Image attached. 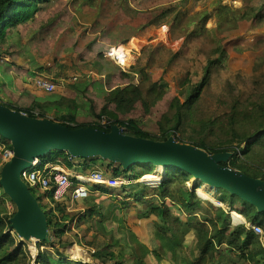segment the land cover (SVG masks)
<instances>
[{
	"label": "rangeland",
	"instance_id": "obj_1",
	"mask_svg": "<svg viewBox=\"0 0 264 264\" xmlns=\"http://www.w3.org/2000/svg\"><path fill=\"white\" fill-rule=\"evenodd\" d=\"M179 1L47 0L37 4L36 8L39 10L36 9L29 20L17 28L7 29L5 39L0 43V51L3 52L0 56V74L5 77L10 72L30 74L32 70L46 68L51 74L39 75L59 76L67 80L80 75L74 84L77 91L75 89L72 92L80 110L79 118L76 119L74 116L75 125L106 124L105 118H94L93 121L89 119L91 111L99 113L106 106L119 121L132 120L140 130L156 137L160 135L162 128L174 125L175 109L171 108L172 102L175 99L180 103L184 102L183 92L187 87L190 90V85L201 80L203 67L208 60L217 57L215 50L220 47L225 50L223 65L215 68L209 75L199 99L189 114L181 120L179 129L174 134L175 138L172 136L178 143L193 145L196 139H202V133L208 131L207 122L222 121L234 103L242 104L246 101L253 104L264 97V9H260L262 12L260 11L256 18L219 25L218 15L214 14L213 9L220 5L244 12V8L253 2L187 0L184 10L188 13L182 27L186 23L189 25L184 27V31H180V28L174 30L170 29V26H162L148 27L134 33L143 21L133 16L132 12L129 13L128 7L133 11L143 12L154 7H167ZM204 10L211 12L205 24L200 13ZM132 38L134 40L130 41V44L134 48L131 52L133 57L128 58L135 59L134 63L130 60V63L120 67L104 56L109 47L121 45L119 49L123 48ZM124 48L123 50L128 53L129 48ZM83 78L94 82H91L93 86L88 87L84 98L81 93L83 86L77 85ZM7 79L5 84H10ZM28 84L31 92H34L28 96L31 100L36 97L42 100L57 96L55 91L47 94L33 88L30 82ZM130 86L138 87L146 103L141 98L126 114L118 113L114 104H105L110 91ZM12 90L9 89L8 94L2 95L1 101L26 108L27 105L22 98L20 99L21 96ZM207 138L208 140L204 139L206 145L217 148L215 146L217 143L212 141L216 137L211 135ZM0 143L4 147H10L2 138ZM255 152L259 155V162L263 163L259 167L264 171V148L258 147ZM148 172L156 175L164 170L153 167ZM153 175L149 178L144 176L139 182H155L156 178H153ZM157 181L159 182L158 177ZM131 187L108 189L109 194L106 197H89L79 201L81 204L70 202L68 199L67 203L63 204L71 206L73 203L69 210H65L64 205L60 204V208L65 211L63 214L68 217L67 231L57 239L52 235V230H48L43 241L46 243H40L39 249L38 241H26L14 230H6L9 238L25 246L24 257L18 264H35L38 250L51 253L54 263H58L59 259L56 250L67 262L100 264L104 259L105 264H115L119 257L123 256V259H126L129 253L126 246L132 241L131 233L141 230L144 236L154 231L153 223L149 220L144 221L141 216L147 212V207L150 206L148 202L157 205L152 199L135 201L130 198ZM201 189L206 188L201 187L198 190ZM29 190L46 211L49 210L53 216L61 217L59 212L55 211L54 205L46 204L43 193L37 196L38 193L34 189ZM1 192L0 188V194ZM201 192L207 195L208 199L199 195L201 198L220 205L209 194L203 190ZM163 202L173 215L187 214L184 209L180 211L174 206L171 207L172 204L168 200ZM203 207L201 205L196 209L201 211ZM15 211V206L10 204L8 199L0 204L2 216L12 218ZM262 237L264 238V235ZM50 241L54 243V248L49 247ZM114 250L116 253L119 251L122 256L112 254Z\"/></svg>",
	"mask_w": 264,
	"mask_h": 264
},
{
	"label": "trees",
	"instance_id": "obj_2",
	"mask_svg": "<svg viewBox=\"0 0 264 264\" xmlns=\"http://www.w3.org/2000/svg\"><path fill=\"white\" fill-rule=\"evenodd\" d=\"M46 1L47 0H0V43L4 41V36L8 28H17L25 23L29 20L32 13L38 9L36 5ZM186 1L187 0H180L179 3L174 2V4L172 3L167 7H154L143 12H136L128 7L127 11L129 13L132 12L133 16L141 18L143 21V24L136 28L134 33L140 32L148 27L157 28L162 26H170V29L174 30L180 28V31H184V27L189 25L186 23V25L182 27V22L187 18L186 16L188 13L184 10ZM249 1L253 3L248 4L244 8V12L221 7L220 5L216 9H213L214 14L218 15L219 25H228L236 21L258 17L257 15L264 9V0H257V3L255 0ZM261 8L262 10H260ZM200 13L203 17L202 22L205 24L211 16V12L204 10ZM215 52L217 57L207 61L206 65L203 67V77L201 80L196 84L190 85V90L189 87H187L185 92H183L185 95L184 102L180 103L178 99L172 102L171 108L175 109V113L173 114L174 125L166 129L162 128L160 135L156 137H152L150 134L140 130L132 120L125 122L119 121L114 113H110L107 110L106 106H104L99 113L91 111L94 118H105L107 120L105 125L91 124L77 126L74 124V113L79 106L76 100L46 97L39 102H35L32 108L22 110L13 108V110L23 112L30 117L47 118L46 112L49 109H53L57 114H60V112L64 114L51 120L67 126L68 128L91 127L109 132L111 126H118L122 128L123 133L133 137L151 139L154 141H166L169 137H174L175 132L179 129L181 120L189 114L190 110L199 99L204 86L209 80V75L215 68L223 65L225 50L218 47ZM2 53L3 52L0 51V56ZM37 72H48V70L38 68ZM89 84L90 80L85 78L77 82V85L83 86V90L81 91L83 98L86 96L85 94ZM154 86L155 84L152 85V87ZM149 90L151 89L149 88ZM141 98L142 93L138 87L115 88L107 94L105 104H114L118 113L126 114L132 105L140 101ZM143 101L146 103V100L143 99ZM207 126L208 131L202 133V139H196L192 146L203 150L207 154L229 153L231 155L230 159L226 164H222L223 166L235 169L248 177L264 181V171L259 167L263 163L259 162V155L255 152L258 147L264 148V97L253 104L247 103L246 101L242 104L237 102L234 103L229 108L228 113L223 116L222 121H208ZM211 135L216 137L212 141L217 143L215 144L217 148L206 145L204 141V139L208 140L207 136ZM175 141L178 142L176 139ZM235 144L236 146L234 147L233 145ZM70 159L71 156L66 152L53 151L41 160L44 162L61 160L63 164L71 168L72 164L69 161ZM82 161V164L78 166L81 170L96 168L114 177H124L128 180L136 181V183L129 185V187L132 186L130 189L132 190V196H130V198H133L135 201L152 199L157 202V205H155V203L149 204L148 202L150 206L147 207V212L143 213L141 218L144 221H151L155 229L162 235L166 236V234L169 233L171 235L169 239L182 240L185 234L193 228L197 234V247L202 253L212 255L215 251V245L224 243L230 249L240 252L244 261H248L251 264H264V238L262 236L255 234L246 224L235 226L232 230L223 226L230 212L234 211L241 214L248 224L257 226L264 233V213L257 212L255 207L242 201L237 196H232L221 189H207V193L212 198L228 208V210H226L222 207L214 206L208 201H202L197 198L195 191L200 189L203 184L200 181H194L193 177L182 170L166 168L164 171V179L158 182L157 176L148 172L154 167L150 164L131 165L128 169L124 170L121 165L106 162L101 158L83 159ZM99 162H106L107 165L103 167V164H98ZM150 175L156 178L154 179L155 182L148 181L145 182L146 184L139 182L144 176V178H149ZM72 181L76 183L75 179H72ZM189 181H194V184H186L187 182L189 183ZM125 187L127 186H122L119 189H124ZM107 194H109L108 189H102L98 195H90L89 197L102 198L106 197ZM5 199L10 201L9 198L1 192L0 204L4 203ZM166 200L173 205H177L180 209H184L186 213L190 215L197 212L201 220L195 222V224H188L174 219L168 207L163 202ZM237 204H239L238 208L236 207ZM59 205L56 204L53 207L55 211L59 212L61 215L60 218L53 216L49 210L46 211L40 205L47 218L48 230H52V235L57 239H60L66 233V221L68 219V217L63 214L65 211L60 208ZM201 205H204L205 209L203 211L196 209V207ZM91 212H93V210H91ZM10 219L11 216H2L0 214V264H18V261H21L20 259L24 257L25 246L22 243L17 244V242L9 238V235L6 234V230H13ZM242 236L244 237L242 238ZM132 240L135 244L139 243L137 235L135 234H132ZM40 243L45 244L46 242H39L37 249L40 248ZM48 245L54 248L53 242L50 241ZM21 253L22 255L20 256ZM55 253L59 257L58 263H54V260L51 259V253L41 252L40 250H38V255L34 263L89 264L81 261L67 262L64 260L63 255L58 254L57 250ZM105 263L106 261H102L100 264Z\"/></svg>",
	"mask_w": 264,
	"mask_h": 264
},
{
	"label": "water",
	"instance_id": "obj_3",
	"mask_svg": "<svg viewBox=\"0 0 264 264\" xmlns=\"http://www.w3.org/2000/svg\"><path fill=\"white\" fill-rule=\"evenodd\" d=\"M0 138L12 151V158L0 170V188L16 208L11 227L26 241L43 242L48 226L45 212L22 181L21 173L53 151L80 159L101 158L124 170L143 164L164 171L176 168L200 181L202 187L224 190L264 213V181L223 166L230 159L229 153L207 154L173 137L166 141L133 137L118 126H111L109 132L91 127L72 129L0 104Z\"/></svg>",
	"mask_w": 264,
	"mask_h": 264
},
{
	"label": "crops",
	"instance_id": "obj_4",
	"mask_svg": "<svg viewBox=\"0 0 264 264\" xmlns=\"http://www.w3.org/2000/svg\"><path fill=\"white\" fill-rule=\"evenodd\" d=\"M132 40H134V39L132 38L129 40V43L127 44V46L123 45L127 49L129 48L128 49V56H132L131 52L134 50L133 45L130 44V41H132ZM23 61L25 62V60H23ZM134 61H135V59L132 61V63H134ZM37 70L30 71V74H22V73L18 74V73L10 72V74H8V76H6V77L3 74H0V98L2 95L8 94L9 89H13L12 91H16L18 93V95L21 96L20 99L22 98L23 102L27 105L28 108L27 107L26 108H19V107H16L14 105L5 104L1 101L2 99H0V104L7 106L11 109L18 108V109L22 110V109L32 108V106L34 105L35 102H39L40 101L39 97L32 98V100L29 99L28 96L30 94L32 95L34 92H31V89H30L31 87L28 84L29 83L28 81L30 78H33L36 75L47 74V73L51 74V73H49V72L40 73V72H37ZM89 74H91V73H89ZM27 76L30 78L27 79L26 78ZM48 78L52 79L57 84V88L55 90L57 96L53 97V98H64L67 100H74L75 99L72 95V92H74V90L76 89L74 84L80 78V75H75L71 80L70 79H68V80L63 79L59 76L48 77ZM6 79L9 80V82H11V83L5 84ZM91 82H90L88 87L93 86L91 84ZM92 83H94V82H92ZM87 89H89V88H87ZM77 110L74 113V116L76 119H78L80 116V112H79L80 110H78V111ZM62 114H64V113L60 112V114H57V112H55L53 109H49L46 112V117L51 120V119L57 118L59 115H62ZM89 119L92 121L94 119L91 112H90ZM74 124H76V120H75ZM82 160L83 159L71 157V159L69 160L70 163L72 164L71 168H73V169L78 168V166L82 164V162H83ZM106 162H99L98 164H103V167H105L107 165ZM71 168H68V169H71ZM157 174H158V176H157L158 179H160V181H162V179H164V172H159ZM189 184H194V181L189 182ZM206 189H208V188H206ZM206 189L205 190L201 189V190H203L204 192L207 193L208 190H206ZM197 191H198V189L195 191V193ZM196 195L198 196L197 198H199L202 201H208L209 203H211L214 206L222 207V208L228 210V208L225 207V205H223L221 203H220V205L215 204L214 202H212L210 200H205V199L201 198L198 195V193ZM93 196H95V195H93ZM79 201H81V200H79ZM79 201H76V203L81 204V202H79ZM72 205H73V203H71V206ZM71 206L64 205V208H65V210H69V208ZM173 206L180 209L177 205L172 204L171 207H173ZM202 206H204V205H202ZM236 207L238 208L239 204H237ZM204 209L205 208L203 207V209L201 211H203ZM180 211H181V209H180ZM231 212H234V211H231ZM235 213L239 214L237 212H235ZM171 216L174 219H178V220H180L184 223H188V224H195V222H198L201 220V218L197 214V212L194 214H191V215L188 213L186 215L185 214L184 215H173L171 213ZM242 224H246L248 226V223L245 220V218H244V220H240L239 218L235 217L234 214L230 213L229 217L227 218V221L224 223L223 226L228 227L230 230H232L233 227L238 226V225H242ZM131 234L137 235L139 243L135 244V242H133V240H132L127 244L126 250L129 251V253H128V256L126 257V259H123V256L121 255V253L119 254V251H118V253H116V250H114L112 252V254L116 253L117 255L122 256L121 258L119 257V259L116 260L118 262H115V264H139V263H142V264H251L248 261H244L242 259V257H241L242 254L240 252L235 251L233 249H230L224 243H222L220 245H215V243H214L215 251L213 252L212 255H210L208 253H206V254L202 253L200 251V249L197 247V244H198L197 243L198 242L197 234L193 228H191L185 234V236L182 238V240L169 239V237H171V235L169 233H167L166 236H164L161 233H159L156 229H154V231L150 232L148 234L149 236L146 234L144 236H142L143 233L141 232V230L134 231V233H131ZM243 237L244 236H242V238ZM99 258H101V257H99ZM103 261H106V260L103 259ZM128 261H129V263H128Z\"/></svg>",
	"mask_w": 264,
	"mask_h": 264
},
{
	"label": "built area",
	"instance_id": "obj_5",
	"mask_svg": "<svg viewBox=\"0 0 264 264\" xmlns=\"http://www.w3.org/2000/svg\"><path fill=\"white\" fill-rule=\"evenodd\" d=\"M120 46L109 47L104 56L122 67L124 65L123 60H126L128 53L124 50L120 51ZM29 82L33 88L47 94L53 93L57 88L55 81L42 75L30 78ZM11 158V148L4 147L0 143V170ZM155 176L158 175L156 174ZM21 179L29 189H34L38 193L37 196L39 193H43L46 203L50 205L63 204L68 199L71 202H76L87 199L92 194L98 195L102 189H119L122 186L136 183V181L128 180L124 177H114L96 168L87 170H81V168L68 169L61 160L44 162L41 159L36 160L29 168L22 171ZM72 179H75L76 183ZM10 204L12 203L10 202ZM230 213L234 214L235 212ZM237 215L244 220L241 214ZM248 227L255 234L264 235L257 226L248 224Z\"/></svg>",
	"mask_w": 264,
	"mask_h": 264
},
{
	"label": "bare ground",
	"instance_id": "obj_6",
	"mask_svg": "<svg viewBox=\"0 0 264 264\" xmlns=\"http://www.w3.org/2000/svg\"><path fill=\"white\" fill-rule=\"evenodd\" d=\"M123 49L125 50L124 47H123V48H120V51L123 50ZM130 60L132 61L133 59L127 57V61H126V60H125V61L123 60V63L126 65V64L130 63ZM159 169L162 170L161 168H159ZM145 182H146V181H145ZM197 193H198L199 195L205 197L206 199H208L207 195H205L204 193H202L201 190H198ZM234 214H236V213H234ZM236 215H237V214H236ZM237 218L242 219V218H240L239 216H237ZM31 240L36 241L35 239H31ZM31 240H29V241L32 242Z\"/></svg>",
	"mask_w": 264,
	"mask_h": 264
}]
</instances>
